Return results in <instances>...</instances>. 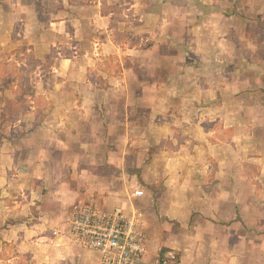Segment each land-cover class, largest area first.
Returning a JSON list of instances; mask_svg holds the SVG:
<instances>
[{
  "label": "crops",
  "instance_id": "0c3cea01",
  "mask_svg": "<svg viewBox=\"0 0 264 264\" xmlns=\"http://www.w3.org/2000/svg\"><path fill=\"white\" fill-rule=\"evenodd\" d=\"M6 2L29 78L0 122V264H100L69 234L83 206L141 212L146 264H264V161L228 150L253 91L221 73L264 94V0Z\"/></svg>",
  "mask_w": 264,
  "mask_h": 264
},
{
  "label": "rangeland",
  "instance_id": "374dc122",
  "mask_svg": "<svg viewBox=\"0 0 264 264\" xmlns=\"http://www.w3.org/2000/svg\"><path fill=\"white\" fill-rule=\"evenodd\" d=\"M20 4V2H6V5H3V3H0V122L2 121L3 118V108L7 109L9 111V114L12 113L10 110L14 106V102H12L13 97L19 96V98L23 95L26 96L27 94V88H21L18 86L13 85V83H19L18 81L20 79L27 80L29 78L28 75H26V72L23 71V69L19 68L18 64L22 56L20 54H16L15 51H12L14 49V45L17 44L15 42V39L13 38L14 35L13 33H18L21 30V26L19 25L18 22H15L13 31L11 32L12 28H10V19L14 18L15 15H17V9L18 6L17 4ZM19 16V15H18ZM16 16L15 18H17ZM1 17L4 18L1 20ZM12 33V34H11ZM181 44V50L178 52V60L179 64H181L183 68V64L186 65L189 62V58L191 57V53H188V47L190 46L189 39L181 38L180 39ZM20 47V52L24 51L26 52V47L25 49ZM190 55V56H189ZM26 59H27V54L25 53ZM24 62V60H23ZM183 74V72H181ZM223 77H227L229 81L231 79H235L236 73L238 75L242 74L245 75L244 77L245 80V88L247 89V92H252V95H245L243 98V104L241 111L243 112L244 116L242 119H239L240 122H243L245 127L242 132H244V138L245 140H250L252 141L251 138H253V143H258V142H263L264 144V119H257L258 117H264V94L259 93L260 89L256 85V72L254 71H235L228 69L226 72H221ZM220 72H215V75H219ZM230 84V82H229ZM248 87V88H247ZM234 88V86L232 87ZM234 89L233 91H235ZM252 90V91H251ZM30 91L35 93L37 90L35 88H30ZM231 91L230 93H232ZM258 93V94H257ZM255 97L254 103H251L252 98ZM4 100L10 101L7 103V108H5L4 105ZM254 104V105H252ZM19 105L16 110L13 111V115L16 116L17 114H24V112H27V104H16ZM234 107V104H232ZM179 106V105H178ZM15 108V107H13ZM250 109L255 110L257 113L252 116L249 114ZM25 115V114H24ZM24 115H21L20 118ZM4 119V118H3ZM232 120H229L231 122ZM235 121V120H233ZM4 126V123H2L0 126ZM10 124L5 125V127H10ZM247 126L251 127L250 129V135H248V130ZM253 128H255V131H253ZM258 134V136L256 135ZM256 136V140H255ZM230 138V140H229ZM227 139L230 143V141H233L231 135H227ZM235 139V138H234ZM244 140L243 147L239 150H231V146H228L229 154H232L233 156H236L237 158L242 157L244 160H247L249 158H256V159H261L264 161V147L260 145V147L257 146H248V144L252 145L253 143H246L247 141ZM255 140V141H254ZM264 169V167H262ZM246 170H253V167H245V172ZM263 173L260 171V175ZM260 221H264V211L262 212Z\"/></svg>",
  "mask_w": 264,
  "mask_h": 264
},
{
  "label": "built area",
  "instance_id": "2783aa9c",
  "mask_svg": "<svg viewBox=\"0 0 264 264\" xmlns=\"http://www.w3.org/2000/svg\"><path fill=\"white\" fill-rule=\"evenodd\" d=\"M144 218L139 211L129 213L120 207L113 210L75 207L69 221V234L76 245L97 253L100 264H146ZM160 255L159 264H174L177 260L173 251Z\"/></svg>",
  "mask_w": 264,
  "mask_h": 264
},
{
  "label": "trees",
  "instance_id": "16d2710c",
  "mask_svg": "<svg viewBox=\"0 0 264 264\" xmlns=\"http://www.w3.org/2000/svg\"><path fill=\"white\" fill-rule=\"evenodd\" d=\"M166 251H163L161 254H164Z\"/></svg>",
  "mask_w": 264,
  "mask_h": 264
}]
</instances>
